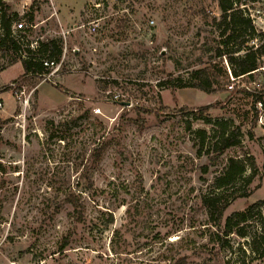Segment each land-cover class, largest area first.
<instances>
[{
  "label": "rangeland",
  "instance_id": "obj_1",
  "mask_svg": "<svg viewBox=\"0 0 264 264\" xmlns=\"http://www.w3.org/2000/svg\"><path fill=\"white\" fill-rule=\"evenodd\" d=\"M21 1L6 3L17 12ZM252 1L243 3L264 8ZM32 2L29 42H65V57L54 75L20 78L21 64L7 67L12 54L0 51V264H264L250 249L264 236V206L223 235L228 217L264 201L262 108L255 105L252 128V97L241 92L225 103L231 86L260 88L264 57L253 79L229 78L224 91L229 63L216 55L217 0H120L99 10L88 0ZM202 67L219 74L223 91L160 85L188 81ZM205 106L203 116L181 111ZM225 119L240 126V145L218 156L210 139L199 153L195 131L210 134L206 122ZM99 140L106 144L97 161ZM231 157L253 177L224 190L218 228L202 197ZM108 214L113 223L104 229Z\"/></svg>",
  "mask_w": 264,
  "mask_h": 264
},
{
  "label": "trees",
  "instance_id": "obj_2",
  "mask_svg": "<svg viewBox=\"0 0 264 264\" xmlns=\"http://www.w3.org/2000/svg\"><path fill=\"white\" fill-rule=\"evenodd\" d=\"M246 0H217L218 8L220 10V17L218 19V29L220 30V42L221 48H218L216 55L218 57H224L228 64V73H224V91H226V85L229 82V78L232 82L247 77L253 79L256 73H259L260 61L264 57V42L260 45H253L258 38H264V33L258 32L248 15L247 5L243 3ZM255 3L253 0L252 3ZM28 22H32L33 14H26ZM19 19L17 12H11L10 6L5 0H0V51L3 53H11L7 67L12 66L19 62L22 67V75L20 78L32 77V78H44L48 74V69L44 67L43 62L45 60H51L59 62L62 56V47L60 41L48 40L45 42H37L34 49L29 48L28 34L29 30L24 32L13 33V23ZM25 52V58L21 57L20 53ZM262 83L259 89L254 90H240L236 87H231L229 95L226 98L225 103L229 102L233 95L244 92L253 99L252 105V121L251 127L255 128L258 124L259 110L255 108L256 104H259L262 108V115L264 117V76L261 74ZM161 86L166 89H184L193 88L198 89L207 94H214L223 91V85L220 82L219 74L211 67H202L197 70H193L190 74L189 80L184 81L182 79H171L168 77ZM57 89H61L56 86ZM235 88V89H234ZM4 88L2 91L5 92ZM209 108V106L198 108L197 110L181 111L192 114L193 111L198 112L199 116H203V113ZM211 125V133L209 134L204 129L195 131V136L200 141L199 153L209 147V140L213 139L211 145V152L221 156L224 152L231 148L240 145L241 128L234 124L232 119L216 120L212 123L206 122ZM53 136V134H51ZM250 139H253V134L248 132ZM103 136L99 139H102ZM62 139V138H60ZM101 140H99L100 142ZM105 142H100L99 146L94 149L95 160H100L102 152L105 147ZM206 153H209L205 151ZM204 168V173L206 172ZM246 163L239 158L231 157L227 160V163L223 167L222 171L215 176L211 184V192L208 195L202 197V204L207 209L208 221L219 228L220 222L224 211L228 207V203H224V190H234L237 184L243 183L248 185L251 182L252 175L246 176ZM235 192V199L247 198L246 192L237 194ZM72 199V198H71ZM264 206V201L257 204H251L243 212H238L228 217L225 221L223 228V235H229L234 229H237L240 224L248 222L254 219L255 216L260 215L261 207ZM74 212L77 214L78 223H83L85 218L78 208L77 204H73ZM76 208V209H75ZM113 223V217L108 214L107 221L105 222L104 229ZM239 235L241 229L238 230ZM217 239L219 236H216ZM67 245L65 241L61 247L64 249ZM250 249L253 254H258L260 258L264 257V236L258 238H252L250 242Z\"/></svg>",
  "mask_w": 264,
  "mask_h": 264
},
{
  "label": "built area",
  "instance_id": "obj_3",
  "mask_svg": "<svg viewBox=\"0 0 264 264\" xmlns=\"http://www.w3.org/2000/svg\"><path fill=\"white\" fill-rule=\"evenodd\" d=\"M32 1L33 0L21 1V3H23V4L21 5V8H19V10H17V14L19 15V19L13 23V27H12L13 33L24 32L25 30L32 29L35 27L32 23L25 20L26 14H28L27 11L29 10V8L31 7V5L33 3ZM119 1L120 0H88V4H89L90 9L99 10L104 4H106V2L113 4V5H117L119 3ZM5 2H6V0H5ZM50 2H51V0H50ZM247 9H248V15H249L250 19L252 20V23H253L255 29L258 32L264 33V8H260V9L253 8V9H251V8L247 7ZM99 21H100V18H96L95 20H93L87 24L88 31L90 34H93L96 32L98 25H99L98 24ZM81 27H84V26H81ZM257 27L259 28V30L257 29ZM59 43L62 47L61 59L59 62H54L51 60H45L43 62L44 67H46L49 71L48 74L45 75L44 77L54 75L60 70L61 64H62L64 57H65L63 52L65 51L66 44H65V42H61V41ZM36 45H37V42H31L29 44V48L34 49L36 47ZM20 54H21L22 58H25V56H26L25 52L20 53ZM261 70L264 71V68H261ZM120 98L121 97L119 96V94L114 95V99L116 101H119L120 103L126 104V102H124V100H122ZM1 106H2V104L0 103V108H1ZM94 113L97 114V113H99V111L94 110Z\"/></svg>",
  "mask_w": 264,
  "mask_h": 264
},
{
  "label": "water",
  "instance_id": "obj_4",
  "mask_svg": "<svg viewBox=\"0 0 264 264\" xmlns=\"http://www.w3.org/2000/svg\"><path fill=\"white\" fill-rule=\"evenodd\" d=\"M120 105H121V106H125V105H127V104H124V103H120Z\"/></svg>",
  "mask_w": 264,
  "mask_h": 264
}]
</instances>
